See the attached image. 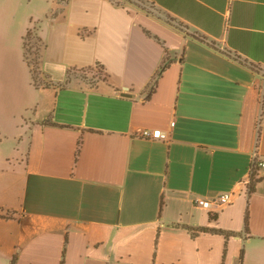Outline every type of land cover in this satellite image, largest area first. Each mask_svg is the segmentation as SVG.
Listing matches in <instances>:
<instances>
[{"label": "crops", "instance_id": "crops-1", "mask_svg": "<svg viewBox=\"0 0 264 264\" xmlns=\"http://www.w3.org/2000/svg\"><path fill=\"white\" fill-rule=\"evenodd\" d=\"M147 1L0 0V264H264V0Z\"/></svg>", "mask_w": 264, "mask_h": 264}, {"label": "built area", "instance_id": "built-area-1", "mask_svg": "<svg viewBox=\"0 0 264 264\" xmlns=\"http://www.w3.org/2000/svg\"><path fill=\"white\" fill-rule=\"evenodd\" d=\"M234 0H229L228 2V9L231 8L232 3ZM81 34L83 36H87L90 34L89 30L86 29H82ZM28 61V60H27ZM29 63V61H28ZM31 69L33 68V64H30ZM175 125V120L171 121V126L173 127ZM139 135L143 136V137H147V138H151V139H163V140H167L169 138V134L167 132H154L150 129H143ZM249 172H250V177L247 181H245V183L247 185H249L251 183V179H252V175L255 173L257 177L260 176V174H264V155H261L258 152V147L255 148V150L253 151L252 154V158H251V164L249 167ZM236 196V192L235 191H227V192H223L213 198H197L196 202L197 204L206 207V208H213V207H224L226 205L231 204Z\"/></svg>", "mask_w": 264, "mask_h": 264}, {"label": "rangeland", "instance_id": "rangeland-1", "mask_svg": "<svg viewBox=\"0 0 264 264\" xmlns=\"http://www.w3.org/2000/svg\"><path fill=\"white\" fill-rule=\"evenodd\" d=\"M129 1L163 17L164 19L168 21L176 23L185 29H189L179 20H175L170 14L164 12L162 9L158 8L154 3L150 1H147V0H129ZM41 46H42V43L39 39L37 31L36 30L31 31L30 34L26 36V40H25V57L29 61L30 64L34 65L32 68V72H33L35 84H38L40 81L39 80V77H40L39 62H40ZM82 75L86 77L85 74H82ZM96 76L97 75L95 74V77ZM88 79L93 81L94 77H88Z\"/></svg>", "mask_w": 264, "mask_h": 264}, {"label": "trees", "instance_id": "trees-1", "mask_svg": "<svg viewBox=\"0 0 264 264\" xmlns=\"http://www.w3.org/2000/svg\"><path fill=\"white\" fill-rule=\"evenodd\" d=\"M30 34V31L28 32L27 35ZM200 37H203L204 38V35L202 34H198ZM170 61H166L165 60V63L163 66H161V69L159 70V73L158 75L161 76V71L164 70L168 65H169ZM156 85V83H154ZM155 85L152 87L150 93H149V96L152 94V92L155 90ZM66 86V83L65 84H62L61 87H65ZM262 106H264V98H263V103H262ZM79 151H80V143H79V147H78V152H77V155L79 154ZM259 177L256 176V174L254 173L252 175V179H251V183L248 185V191L249 193H252L256 190V184L257 182L259 181ZM13 216L12 213H7L5 215H2L0 214V217H4V218H11ZM249 219H250V214H249V209L247 208L246 209V214H245V231L249 232ZM200 231H216V232H220V233H223L227 240L228 238L233 235V234H237L235 232H231V231H225L223 229H210L208 227H202L201 229H199ZM196 233H194L195 235ZM160 236V232L158 233V238ZM227 251H228V241L226 242V246H225V250H224V257L225 255L227 254ZM244 257H245V248L242 249L241 251V255H240V264H243L244 263ZM13 264H15V260L13 262ZM63 264V262H62Z\"/></svg>", "mask_w": 264, "mask_h": 264}, {"label": "water", "instance_id": "water-1", "mask_svg": "<svg viewBox=\"0 0 264 264\" xmlns=\"http://www.w3.org/2000/svg\"><path fill=\"white\" fill-rule=\"evenodd\" d=\"M122 94L125 95V96H132V94L130 92H128V91L127 92H123Z\"/></svg>", "mask_w": 264, "mask_h": 264}]
</instances>
